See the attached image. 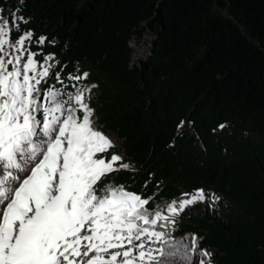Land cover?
<instances>
[{"label":"trees","instance_id":"1","mask_svg":"<svg viewBox=\"0 0 264 264\" xmlns=\"http://www.w3.org/2000/svg\"><path fill=\"white\" fill-rule=\"evenodd\" d=\"M0 6L9 23L20 18L17 37L34 34L37 60L54 55L48 86L96 85L89 106L103 131L121 140L98 156L115 153L123 157L117 165H132L99 187L123 185L150 198V208L204 189L205 200L175 217L177 233L196 235L215 264H264V0ZM148 30L152 53L131 66L129 40ZM84 72L86 79H70Z\"/></svg>","mask_w":264,"mask_h":264},{"label":"snow or ice","instance_id":"2","mask_svg":"<svg viewBox=\"0 0 264 264\" xmlns=\"http://www.w3.org/2000/svg\"><path fill=\"white\" fill-rule=\"evenodd\" d=\"M14 30L16 20L10 25L0 16V264H168L166 258L177 256L182 264H197L194 257L211 264L212 253L198 251L195 235L190 243H177L156 230L205 200V190L182 194L164 215L146 207L150 198L123 185L99 187L106 175L132 165H117L123 157L115 153L98 156L115 142L98 130L89 106L96 85L74 93L43 89L54 55L39 63L28 48L34 34L12 39ZM157 243L163 246L153 247Z\"/></svg>","mask_w":264,"mask_h":264},{"label":"rangeland","instance_id":"3","mask_svg":"<svg viewBox=\"0 0 264 264\" xmlns=\"http://www.w3.org/2000/svg\"><path fill=\"white\" fill-rule=\"evenodd\" d=\"M0 16H3V17H5V18H7L8 19V13L6 12V10L5 9H3V7H1L0 6ZM17 18H19L18 16H15V17H13V19L11 20V21H13V20H16V22H18V20L19 19H17ZM10 25L12 24V22L11 23H9ZM16 34H17V32H16V30H14V31H12V33H11V37H12V39H16V38H18L17 36H16ZM23 35V34H22ZM154 33L153 32H151V31H147L145 34H144V36L142 37V38H138V36H137V34H135V35H133L132 37H131V39L129 40V45H130V47L132 48V58L134 59L133 61H134V64L136 63V62H139L140 63V61L141 60H145L146 58H148L149 57V55L152 53V50H151V47H152V40H153V38H154ZM28 48H29V50H30V44L28 45ZM31 51V50H30ZM31 52H33V51H31ZM25 58H26V54H25ZM36 59V58H35ZM37 60V59H36ZM132 60V59H131ZM39 63H42V62H40L39 60H37ZM49 63L50 64H52L53 62L52 61H49ZM133 63H130V65H132ZM136 65V64H135ZM38 66H39V64H38ZM85 86H89V84H79V85H76L75 87H73L72 89H68V88H57V87H53L54 89H56V90H60V91H62V92H64V93H74L75 92V90H76V88H78V87H80V88H82V87H85ZM41 87L43 88V89H45V90H47L49 87H51L50 85L48 86L47 85V83H42V85H41ZM67 97H65V99H66ZM79 114V113H78ZM94 116H95V123L98 125V130H101L104 134H106L111 140H113L114 142H115V145L117 144V145H120L121 144V140H120V138L117 136V134H115V133H109V132H105V131H103V129H102V127L101 126H99V124H98V122L96 121V115H95V112H94ZM112 184H114L115 185V183H112ZM117 186H119V185H117ZM183 197H181L180 199H182ZM147 199V198H146ZM179 199V200H180ZM179 200H177V201H179ZM171 201H173V200H163L162 202H159V203H157L153 208H150L149 207V205H146V207L150 210V211H154V210H157V209H159V210H161L162 212H163V214L164 215H168V213H167V211H166V209H167V205L171 202ZM162 223H164V221H159L158 222V225L159 224H162ZM156 230L157 231H164V232H167V233H169V237L168 238H170L171 240H173V241H175V242H177V243H190L191 242V238L193 237V235L194 234H192L191 232H185V233H183V234H178L177 233V224H174V225H166L164 228H160L159 226H157V228H156ZM197 237V236H196ZM188 239V240H187ZM183 240V241H182ZM186 241V242H185ZM163 245H161L160 243H157V244H155V245H153V247H157V248H159V247H162ZM199 250H207L204 246H201L200 245V243H199V247H198V251ZM209 252H211V251H209ZM181 254H182V250H181ZM205 259V260H207V259H209V258H207V257H200V259ZM166 259H168V264H182V261H181V259H180V256H177L176 258H175V260L173 261L171 258H166ZM210 260H211V258H210ZM211 264H215L213 261H211Z\"/></svg>","mask_w":264,"mask_h":264},{"label":"bare ground","instance_id":"4","mask_svg":"<svg viewBox=\"0 0 264 264\" xmlns=\"http://www.w3.org/2000/svg\"><path fill=\"white\" fill-rule=\"evenodd\" d=\"M130 39H131V38H130ZM133 60H134V59L132 58V60H131L130 63H133V64H134V61H133ZM133 64H132V65H133ZM135 64H136V65H139V62H136ZM135 64H134V65H135ZM132 65H131V66H132ZM187 240H188V239H187ZM182 241H183V240H182ZM185 242H186V241H185ZM156 248H157V247H156ZM203 258H204V257H203ZM199 259H200V257H194V261L197 262V264H198ZM201 259H202V258H201Z\"/></svg>","mask_w":264,"mask_h":264}]
</instances>
